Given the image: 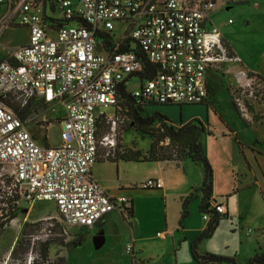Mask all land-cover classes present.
Segmentation results:
<instances>
[{"label": "built area", "instance_id": "1", "mask_svg": "<svg viewBox=\"0 0 264 264\" xmlns=\"http://www.w3.org/2000/svg\"><path fill=\"white\" fill-rule=\"evenodd\" d=\"M45 1L0 0L9 6L0 16V35L16 17L29 31L28 42L0 61V185L13 197L4 202L8 212H16L22 202L52 203L64 235L70 236L71 228H92L115 210L128 217L131 209L126 197H111L92 175L100 149L106 150V161L117 149L114 117L107 118L110 132L98 135L99 119L105 117L99 109L118 107L123 86L143 106L206 104L209 71L237 59L212 22L219 0H48L61 15L53 18L60 26L45 22ZM233 3L226 0L227 6ZM118 23L128 25L119 39ZM98 32L114 38L111 51H98ZM145 64L155 65L156 74ZM133 78L139 86L130 90ZM235 81L233 103L247 118L264 95V82L244 69L235 73ZM8 101H19L21 108L60 105L63 116L56 121L62 144H40L32 120L20 118ZM52 122L38 119L35 128L46 131ZM136 186L160 190L163 183L146 179ZM210 206L217 215L227 213L217 200ZM209 211L203 213L205 221L212 219ZM127 253H132L130 244Z\"/></svg>", "mask_w": 264, "mask_h": 264}, {"label": "crops", "instance_id": "2", "mask_svg": "<svg viewBox=\"0 0 264 264\" xmlns=\"http://www.w3.org/2000/svg\"><path fill=\"white\" fill-rule=\"evenodd\" d=\"M260 1L264 0H258L256 2L258 3L257 6H260ZM233 5L234 3L230 6H227L225 10L229 11L230 7ZM8 9L9 6L7 3H1L0 16L4 15ZM44 10L45 22L49 26L51 25L50 19L57 18V15L51 9V3L48 0L45 1ZM227 25L228 27L233 26L234 21L232 24ZM11 28H20L27 31V40L20 46L25 45L29 39V31L26 27L20 24L19 17H16L14 24L8 27L6 30ZM244 28L245 26L243 24H237L226 31L219 28L227 44V47L230 49L231 54L237 59V62L223 63L221 65L222 68L220 69L222 70H220V72H217L218 70L209 71L208 84L210 92L212 91L209 101L206 104L191 106H206V111H208L211 107V104L216 102L215 93L219 88L217 87V83L222 84L226 79L229 81L228 92L232 101V105L234 106L232 90L235 89L236 85L235 73L241 69L247 70L251 77L264 82V34L258 37L259 40L257 48L256 45H251L253 40ZM5 31L2 33V35L5 33ZM2 35H0V38L3 37ZM260 39L262 41H260ZM260 46L262 47L260 48ZM8 53L9 52L6 54L4 53L0 57V61L6 58ZM213 84L215 85L214 88L212 87ZM173 107L178 106L149 107L147 108L150 111L148 115H151L155 112H160L161 114L167 116L176 126L186 124L195 118H203L202 115H199L198 113V115H190L191 117L189 116L188 119L184 121L180 115L179 122H175L176 120L172 119L169 112L167 113V111ZM252 107L253 108L249 112V116L245 118L246 121H244L247 128L251 130V132L254 131L256 134L254 138L248 136V138L246 137V141L243 139L241 133H245V130H247L245 128L241 130V133L237 129L230 127V125H227L229 128L228 132L222 129L223 140L227 139L230 135L231 137L233 136L234 140L238 143V150L241 156L240 159L236 160L238 162L237 171L233 170V168L227 172L225 170L224 176L220 180H218L216 174H214L212 195V198L216 199L217 201L219 194H224L226 196L224 203L218 201L219 203H223L227 209V213L225 217L221 219V221L228 220L231 221L232 224L237 222L236 229L233 231V233H237L238 231H246V234H243L244 239H241V243L243 245L246 243V246H243V250L247 251H245L243 257L237 256L238 253L232 255V253L228 252L229 243L235 240V238L232 237H226V249L219 250L211 248L206 243V241L209 239L202 242L198 249L200 254L211 253L218 256L232 258L235 260L236 264H247L256 254L264 253V139L257 135V133H264V95L258 102L253 103ZM236 111L241 116L237 109ZM211 135L212 134L209 133L208 137ZM39 143L45 144L46 142L44 140L42 143L41 140H39ZM222 143H225V141H222ZM222 150L225 149L222 148ZM105 152L106 150L103 148L100 149V159L93 167L92 175L111 197H126L129 202H132L133 216L125 217L120 211L115 210L105 216L92 228H71L70 231L72 229H77L87 232V234H85V238L81 237L83 241L77 247H74L76 250H79L82 246H86L85 243L88 239H92V237L94 238L93 241L95 243L94 246L97 256L92 262L89 260V258L83 259L82 262L84 264H88L87 262H89V264L111 263L107 261L104 262L102 260L112 261V259H110L111 257H108L109 259H107L106 253L108 252V248L112 244L113 240H119L120 242L122 241V243L126 244V249H124L123 252H125L131 259L129 264H198L193 258L191 246L193 241L206 229L209 222L203 219L206 223L188 234V231L190 230L187 229L184 224H182L184 221L180 222V229L178 227H174V216L172 215L171 217L167 210L168 199L171 196H176L179 198L180 204L182 205L183 200L186 197L192 195L194 190L202 186L204 173L200 172L198 178L193 176V172L195 170L200 171L199 168L191 166L192 164L197 163L191 162L190 160L183 162L144 161V156H142L140 151L134 152L141 154V161H129L123 159L125 152L123 153V151H121L120 153L123 154H120L118 152V146L114 157L106 161L102 158ZM139 166L146 167L143 169L142 174L130 177L128 172L129 169H140ZM225 166L226 169H229L228 163L225 164ZM235 176L240 177V187L237 185ZM146 179L161 180L163 183V188L160 190H144L136 186L141 181ZM220 184H222L224 188L219 189ZM255 186L260 189L259 192H261V197L259 196L258 192L252 191V188ZM127 193H131L130 196L126 195ZM148 193H157L159 196V203H163V201L166 202L165 220H163L162 210L153 207V205L150 204V200L143 197V195ZM237 194L243 195L240 198V206L232 203V201L229 199L230 196L232 198ZM255 195L257 200L253 204L251 198L253 199ZM201 196L203 197L202 193L200 197ZM199 213H201L200 210ZM153 214H157L159 216V221H153ZM181 214L182 211L180 216ZM126 221V225L129 226L128 231L118 233V225ZM250 231H252L251 235H249ZM158 232H161L163 236H158ZM214 234L215 233H213V235ZM130 243L132 246L131 254L127 253V246ZM102 251L105 254L102 256L98 255ZM239 252L241 254V251ZM118 264L121 263L118 262Z\"/></svg>", "mask_w": 264, "mask_h": 264}, {"label": "rangeland", "instance_id": "3", "mask_svg": "<svg viewBox=\"0 0 264 264\" xmlns=\"http://www.w3.org/2000/svg\"><path fill=\"white\" fill-rule=\"evenodd\" d=\"M257 1L258 0H234V5L230 7L229 11H226V0H219L216 11L212 17L213 23L225 31L233 26H236L237 24H243L245 26L244 29L249 33V36L253 40L251 45H256L258 48V37L264 34V1L259 2L260 6H257ZM57 16H61L60 13L57 12ZM229 19L234 21V25L231 27H228L227 25ZM127 28L128 25L126 24H116L115 37L119 39L127 30ZM49 35H53L51 30H49ZM2 36L3 37L0 38V57L4 53L6 54L7 52H10L13 48L26 42L27 31L20 28H11L6 30ZM260 41L262 40L260 39ZM261 47L262 46H260V48ZM220 68L215 70L219 69L217 72H220V70H222ZM228 85L229 81H227V79L222 84L217 83V87L219 88L215 93L216 102L211 104V107L208 111H206V106H183L181 110L180 106H178L167 111V113L169 112L172 119L176 120L175 122H179L180 115L184 121H186L190 115H198V113L199 115H202L203 118L200 120L206 126H208V129L212 135L209 137V134L203 135L201 137V142L205 147L209 162L218 180L222 179L225 170L227 172L233 168V170L237 171L238 162L236 160L240 159L241 156L238 150V143L234 140L233 136L231 137L230 135L227 139L223 140L222 129L228 132L229 128L227 125L237 129L240 133L243 128L247 129L245 130V133H241L245 141L248 136H251L252 138L256 136L254 131L251 132V130L247 128L245 123L246 119L242 115L240 116L232 105V101L228 92ZM138 86L139 80L137 78H133L128 85L130 90H133L134 87ZM212 87L214 88L215 85L213 84ZM210 94H212V91ZM14 103L20 105L19 101H15ZM99 111L105 114V117L101 118L99 122L101 134H107V132L110 131V127L113 126L112 121H109L107 118L114 117L113 120L116 121V144L118 146L119 153L121 151H123V153L128 151H140L142 156L147 155L152 143V138L148 135L136 132L134 128H130L129 119L127 118L123 109H118L116 112L115 107H102L99 109ZM149 112L150 111L146 109L144 114H148ZM62 116V107L56 103H53L48 107H42L40 105L39 108L33 107L26 119L32 120L31 126H33L34 129L33 134L38 139V141L41 140L43 143L45 140L48 145L58 147L62 144V127L57 123L56 120ZM43 118L53 120L46 131L35 128V122L38 119ZM257 135L264 139L263 132L261 134L257 133ZM222 141H225V143H222ZM222 148L225 150H222ZM227 163L229 164V169H226L225 164ZM191 166H195L196 168L200 169V171L195 170L193 172V176L198 178L200 172H203V165L197 163L192 164ZM139 167L140 169L130 168L128 171L129 176L133 177L141 175L143 169L146 167ZM235 180L237 181L238 187H240V177L235 176ZM222 188H224V186L220 184L219 189ZM252 191L258 192L259 196L261 197V192H259L260 189L258 187L255 186L252 188ZM130 194L131 193H127L126 195L130 196ZM192 194L194 195L193 200L188 206L190 216L184 220V222L182 221V214L180 216L182 205L180 204L179 198L176 196H171L172 198L170 197L168 199L167 206L169 215L171 217L172 215L174 216V227H178L180 229V222H183L182 224H184V226L190 230L188 231V234L206 223L203 220L204 214L199 213L202 197H200L201 193L194 190ZM0 196L3 197V199H0V214H3L8 219L11 214L8 212L9 210L7 207H5L4 202L11 201L13 197L9 194L7 188L2 187V185H0ZM242 196L243 195L237 194L232 198L230 196L229 199L232 201V203L240 206V198ZM143 197L150 200V204L153 205V207L162 210L163 220H165L166 202L163 201V203H159V196L157 193H148L143 195ZM225 197L226 196L224 194H219L218 201L224 203ZM251 200L254 204V202L257 200L256 195L253 197V199L251 198ZM17 208L18 209L15 212L16 216L14 218L8 219V223L5 225V227L0 229V264H62V259L60 258L66 259L68 264H84L82 262L83 259L89 258V260L92 262L97 256L93 237L92 239H88L85 243L86 246H82L79 250L68 247L70 242L78 240L81 237L85 238V234H87V232L84 230L80 231L77 229H72L70 231V236H65L63 233L64 225H62L60 222L61 216L58 214L54 204L40 202L30 205L22 202L19 206H17ZM2 210H4V212H2ZM152 219L153 221H159V216L157 214H153ZM126 224L127 221L118 225V233L128 231L129 226ZM236 226L237 222L232 224L231 221L222 220L215 230V234L212 236V238L207 240L206 243L213 249L221 250L226 249V237L235 238V240L229 243L228 252L232 253V255L238 253L237 256L243 257L245 251L247 250H243V246L245 247L246 243L243 245L241 243V239H244L243 234H246V231H238L237 233H233V231L236 229ZM251 234L252 231H250L249 235ZM21 239L24 242V246L16 255V260H14L12 257V252L16 242ZM46 240H49L50 243L49 262L41 258L44 248L42 243ZM124 249H126L125 243H122V241L120 242L119 240H113L112 244L108 248V252L106 253L107 259H109L108 257H111L110 259H112V261H102L111 262L108 264H118V262L121 264H129L131 259L125 252H123ZM239 251H241V254ZM102 253L103 251L98 255L102 256L105 254ZM87 263L89 264V262Z\"/></svg>", "mask_w": 264, "mask_h": 264}, {"label": "trees", "instance_id": "4", "mask_svg": "<svg viewBox=\"0 0 264 264\" xmlns=\"http://www.w3.org/2000/svg\"><path fill=\"white\" fill-rule=\"evenodd\" d=\"M51 22L60 26L62 24L61 21L51 19ZM79 23L83 24L82 21ZM84 25V24H83ZM97 38L100 40L98 51H111L115 45L117 44L114 38L104 32H98ZM128 47L121 45V50H127ZM229 49V48H228ZM231 54V51L229 49ZM232 55V54H231ZM234 57V55H232ZM145 69L149 73L156 74L157 68L152 64H145ZM142 78H144L142 76ZM119 105L116 108V112L118 109L122 110L126 113L127 118L129 119L130 128H134L136 132L148 135L152 138V143L150 149L146 156L143 157L144 161L150 162H163V161H178L183 162L186 160H190L194 163H200L203 165V182L202 186L196 191L203 194L200 203V212L205 213L209 211L211 200H216L212 198L213 195V186H214V170L209 162L205 147L201 142V137L205 134H209L210 131L208 126H206L200 119L195 118L186 124H182L180 126H176L173 122L165 115L160 112H155L151 115L144 114L145 110L149 107L154 106H168V105H147L143 106L138 104L135 98L129 91H126V87H122L120 92V100ZM9 107L23 120H26L30 112L32 111V107L21 108L20 105L15 104L12 101L7 102ZM40 106H45L41 105ZM46 107V106H45ZM182 106H180L181 108ZM39 108V107H38ZM251 107L250 109H252ZM119 113V111H118ZM104 118V117H101ZM100 118V119H101ZM99 119V122H100ZM100 125V124H99ZM111 130V127H110ZM110 132V131H108ZM107 132V133H108ZM99 136H103L105 134L100 133V128L98 132ZM35 137V136H34ZM35 139H37L35 137ZM166 140H169L168 144H165ZM163 143V144H162ZM141 154L138 152L130 151L126 152L123 155V159L129 161H141ZM142 160V161H143ZM193 194L186 197L183 200L182 204V221L186 220L189 217V203L193 200ZM131 209L129 210V216H133V203L130 202ZM4 212V210H2ZM212 216V219L208 221V225L206 229L193 241L191 246V252L195 261L198 264H236L235 260L232 258L218 256L211 253L200 254L198 252L199 246L202 242L207 239H210L213 236V233L217 229L220 224L221 219L224 216H220L215 214L213 210L209 211ZM11 216L8 219L14 218L16 215L15 212L10 211ZM5 219V220H4ZM7 217L3 214H0V229L4 228L8 223ZM83 241L82 238L70 242L68 244L69 248L77 247ZM30 245V244H28ZM24 246L23 240H18L12 252V257L16 260V255ZM43 252L41 254V258L47 262H49V250L50 243L49 240H46L42 243ZM61 262L62 264H68L67 260L64 258ZM247 264H264V253L256 254Z\"/></svg>", "mask_w": 264, "mask_h": 264}]
</instances>
